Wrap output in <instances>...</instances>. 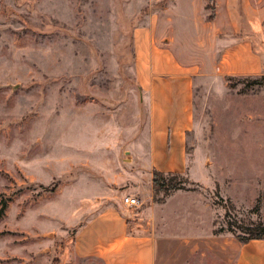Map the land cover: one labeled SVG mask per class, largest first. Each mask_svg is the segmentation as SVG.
I'll return each mask as SVG.
<instances>
[{
    "label": "rangeland",
    "instance_id": "rangeland-1",
    "mask_svg": "<svg viewBox=\"0 0 264 264\" xmlns=\"http://www.w3.org/2000/svg\"><path fill=\"white\" fill-rule=\"evenodd\" d=\"M167 2L0 0V264L70 263L73 225L122 200L106 178L136 166L123 151L146 134L132 32ZM251 38L264 58V22ZM201 85L182 185L206 210L177 196L157 207L173 235L197 219L239 231L264 210V76Z\"/></svg>",
    "mask_w": 264,
    "mask_h": 264
},
{
    "label": "crops",
    "instance_id": "crops-1",
    "mask_svg": "<svg viewBox=\"0 0 264 264\" xmlns=\"http://www.w3.org/2000/svg\"><path fill=\"white\" fill-rule=\"evenodd\" d=\"M263 22V0H168L133 28L135 81L146 134L123 151V160L136 166L121 168L106 180L111 193L140 197L143 201L136 207L143 206L134 213L113 195L73 225L71 251L63 259L79 264H204L205 259L207 264H264V238L242 241L241 231L228 229L226 222L215 232L213 222L203 226L197 219L193 222L200 229L185 235L168 233L155 209L177 196L206 210L195 191L175 190L163 203L151 197L153 171L190 174L187 134L194 127L200 85L235 76H264V58L251 38L263 31ZM102 140L97 135L96 145ZM258 163V178H264L263 161ZM258 213L249 225L264 222L263 208Z\"/></svg>",
    "mask_w": 264,
    "mask_h": 264
},
{
    "label": "trees",
    "instance_id": "trees-1",
    "mask_svg": "<svg viewBox=\"0 0 264 264\" xmlns=\"http://www.w3.org/2000/svg\"><path fill=\"white\" fill-rule=\"evenodd\" d=\"M183 175L178 173H164L159 171H153V177H152V190L154 193L157 192H163L164 199L170 195L173 191L179 190V189H185L182 185L183 183ZM163 199V200H164ZM163 200H158L153 197V202H162ZM259 206V202L257 201V204L255 205L254 210L257 211ZM3 208L0 209V214L2 212ZM232 224H228V229L231 230ZM218 230H221V228H218L215 230L217 232ZM241 233L243 235H238L239 238L242 241H246L248 239H255V238H264V222L258 221L256 224L249 225V226H243L241 230Z\"/></svg>",
    "mask_w": 264,
    "mask_h": 264
},
{
    "label": "built area",
    "instance_id": "built-area-1",
    "mask_svg": "<svg viewBox=\"0 0 264 264\" xmlns=\"http://www.w3.org/2000/svg\"><path fill=\"white\" fill-rule=\"evenodd\" d=\"M122 203L129 207H135V206H138L140 202L136 197L123 196Z\"/></svg>",
    "mask_w": 264,
    "mask_h": 264
}]
</instances>
